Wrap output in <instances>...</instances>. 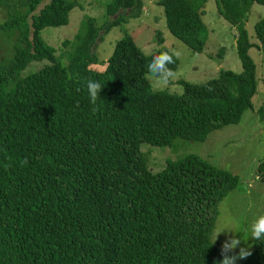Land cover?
<instances>
[{
    "label": "trees",
    "instance_id": "trees-1",
    "mask_svg": "<svg viewBox=\"0 0 264 264\" xmlns=\"http://www.w3.org/2000/svg\"><path fill=\"white\" fill-rule=\"evenodd\" d=\"M44 1L0 0L13 16L0 31L19 34L13 59L0 62V264L222 260L212 237L219 206L238 188V176L198 156L168 162L153 173L140 148L168 147L178 139L206 142L214 132L240 124L254 108L258 67L249 51L264 50V19L256 24L260 45L250 43L246 23L264 0H216L236 32L242 72L222 70L204 83L180 80L182 94L151 89V57L130 36L116 44L104 72L92 69L103 35L141 18L142 0H112L101 27L88 18L75 43H65L68 50L73 46L68 65L41 34L69 25L79 0H48L34 14ZM207 1L158 2L167 29L194 54L206 48ZM15 4L26 11L13 13ZM33 61L47 63L22 77ZM169 67L176 73L180 60ZM88 79L104 85L95 112ZM258 114L264 121V104ZM236 264H264V241H255L252 255Z\"/></svg>",
    "mask_w": 264,
    "mask_h": 264
},
{
    "label": "rangeland",
    "instance_id": "rangeland-1",
    "mask_svg": "<svg viewBox=\"0 0 264 264\" xmlns=\"http://www.w3.org/2000/svg\"><path fill=\"white\" fill-rule=\"evenodd\" d=\"M111 1L79 0L80 6L72 11L69 25L56 29L48 27L42 32L43 41L55 51L59 62L64 65L69 64L68 53L73 51V46L68 50L65 43L68 41L75 43L88 18L96 19L100 27L108 21L106 8ZM142 1L144 8L141 18L131 19L128 23L115 27L106 36L102 34L103 40L98 42L95 49L99 62L92 65L94 71L104 72L116 44L126 36H130L143 54L144 50H151L154 54L161 47L174 48L180 52L178 58L180 68L168 85L159 88L154 84L155 78L150 79L147 75L153 91L182 94L185 87L180 80L204 83L218 78L222 70L242 72V63L236 48V32L220 14L216 0H208L206 3L203 16L207 27L206 48L203 53L198 54H194L167 29L164 8L158 5L159 0ZM47 2L48 0H45L41 3L34 14H38ZM10 8L13 13L26 11L21 9L19 4ZM12 17L9 9L0 3V24L6 23ZM262 19H264V5L255 4L246 23V31L252 44H261L257 39L256 24ZM160 39L163 43H160ZM18 45L17 32L0 31V62H10ZM249 54L258 67L259 90L254 97V108L245 112L240 124L226 126L214 132L206 142L178 139L174 145L168 147L142 144L140 148L153 173L161 172L168 162L188 156H198L208 160L217 168L238 176V188L219 206V216L214 231L215 234L226 227L239 231L233 232L226 228L218 235L215 243L221 248L224 241L234 234L241 238V245L237 246L235 253L239 252L241 246L248 245H251V251H254L255 240L249 238L251 225L259 215H264V174L261 172V165L264 162V121L258 114L259 108L264 104V50L255 47L249 51ZM46 63L47 61L29 63L21 72V76L26 77L40 70ZM213 239L214 235L212 241ZM244 239H248L247 243Z\"/></svg>",
    "mask_w": 264,
    "mask_h": 264
},
{
    "label": "clouds",
    "instance_id": "clouds-1",
    "mask_svg": "<svg viewBox=\"0 0 264 264\" xmlns=\"http://www.w3.org/2000/svg\"><path fill=\"white\" fill-rule=\"evenodd\" d=\"M144 54L151 57L149 63L147 64L149 78H155L154 84L159 88H163L164 86L168 85L169 82L175 77V72L172 68L169 67V65L175 63V59L179 58L180 52L174 48H166L159 50L158 54H153L151 50H144ZM103 87L104 85H102L99 80L88 79L86 82L89 101L94 106L92 109L93 112L97 111L99 108V105H97V100L101 96L100 94ZM22 163L26 164L27 158H25ZM223 230L218 231L214 234L212 244L216 243L218 235ZM229 230L233 232H239L235 229ZM249 238H251L253 241H264V215H259L253 221ZM248 239H244L245 243H247ZM239 245H241V238L234 234L230 235L228 239L224 241L221 247V255L223 256V259L217 261L216 264H236L237 260L246 259L252 255L251 245L241 246L239 248V252L235 253L234 250Z\"/></svg>",
    "mask_w": 264,
    "mask_h": 264
}]
</instances>
